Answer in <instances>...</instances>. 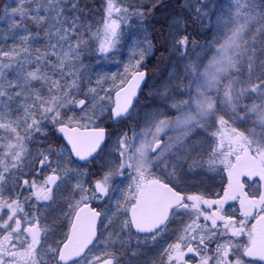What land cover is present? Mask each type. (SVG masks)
<instances>
[{"label":"snow or ice","instance_id":"6c2138e0","mask_svg":"<svg viewBox=\"0 0 264 264\" xmlns=\"http://www.w3.org/2000/svg\"><path fill=\"white\" fill-rule=\"evenodd\" d=\"M160 2L145 13L106 0L103 29L95 32L82 31L79 17L68 15L78 11V0H17L16 7L0 9L14 40L10 48H0V264H120L108 249L123 246L132 229L149 234L145 242L154 243L171 219L185 215L187 222L163 249L160 264H190L189 254L199 258L198 264L264 261V0H233L228 6L197 0L193 21L212 37L198 43L178 17L166 41L188 61L181 82L164 85L159 93L162 107L178 113L175 119L156 109L145 113L148 126L140 132L120 131L117 159L101 164L95 180L88 169L69 166L72 156L89 165L104 160L115 133L100 125L119 123L135 112L133 99L146 77L137 70L121 80L114 99L96 87L82 90L89 39L97 42L95 52L109 54L121 39L119 21L143 20ZM138 47L137 69L153 45ZM104 79L99 77L97 85ZM14 99L23 109L16 119L9 107ZM73 109L81 115H69ZM49 125L69 147L37 142L33 151L29 144L37 135L46 141ZM237 125L251 126L241 131ZM211 126L217 128L211 134L216 146L205 160L197 137ZM204 165L227 169L228 185L215 199L185 188L191 169ZM125 180L130 181L126 186ZM66 189H71L66 230L62 239L48 243L58 225L49 224L42 209L57 205ZM230 201L238 202V210L226 211ZM94 202L103 207L98 210ZM117 214L124 217L120 231L105 236L98 224L107 228ZM244 236L246 242H240ZM97 245L105 249L100 255L94 252Z\"/></svg>","mask_w":264,"mask_h":264},{"label":"rangeland","instance_id":"374dc122","mask_svg":"<svg viewBox=\"0 0 264 264\" xmlns=\"http://www.w3.org/2000/svg\"><path fill=\"white\" fill-rule=\"evenodd\" d=\"M156 0H118V6L122 7H129L132 5L134 8H138L140 6H146L148 4L154 3ZM70 2V0H69ZM233 0H212L213 5L216 4H223L225 6H228ZM5 5H8L9 8L16 7L17 6V0H6ZM4 5V6H5ZM79 11V7H78ZM69 12L68 15L71 17L73 15L78 16L79 20L82 24L85 23L82 20L81 15H79V12ZM3 15V13H2ZM1 15V16H2ZM179 16H176L175 14L168 15V18L170 19L167 21V33H164V43L166 46V52L168 51V58L166 60L167 67H166V74L164 76H159L157 78L153 77L150 79V86L147 89L145 101L143 103H140L139 106L136 109V131L140 132L142 128L147 127L148 125L145 124L144 117L145 113H151L154 112L156 109H160L161 111L165 112L167 114V117L170 119H175V117L178 115L177 112L171 109H166L162 107V100L159 96V93L161 91L162 86L168 85L169 88H172L174 85L181 82L183 79V66L185 63H187V60H180L178 58V55L175 54L172 49L171 45L166 44V41L169 37V33L174 31L173 25L176 23V19ZM181 18V17H179ZM144 26V25H143ZM140 24H136L133 27H129L123 30V33L121 35V41L125 42L124 49H121V54H111L113 50L110 52L111 55H107L102 59H98L95 61L94 64L89 65L85 61V56L83 59V64L85 66V71L81 72V88L82 90L87 89V87H96L98 91H100L101 95H111L113 97L115 91L121 86V80L127 81L129 77L137 70L135 66V61L138 59V55H134V53H137L139 51L138 46H142L146 42H150L153 45V49L151 52H146V57H150V55L153 54L155 51L154 44L149 40L148 36L146 35L144 27ZM27 27L30 31L35 32L36 28L32 23H27ZM86 28V26H85ZM82 30V29H81ZM85 29L83 28V31ZM19 31V30H18ZM12 32L9 31L8 28V21L6 19H0V48L8 49L12 46L14 43V40L12 39ZM205 35V34H202ZM213 35V32H208L205 41L209 40ZM203 38V39H204ZM201 42L200 44L205 43ZM36 46H42L36 45ZM197 53L200 55H206L207 53L203 49H196ZM145 57V58H146ZM191 59L195 60L196 56L190 57ZM127 69V71H125ZM99 77H105L103 82L100 85H97L96 81ZM10 79L14 78L12 76H9ZM33 87L39 88V84H34ZM107 90V91H104ZM80 98H84L83 96ZM177 99H187L186 96L184 97H177ZM248 103H251V101H248ZM9 107L12 110V119H16L23 115V109L21 108V102L18 100H13L9 103ZM6 111V110H5ZM137 113H139V116H137ZM75 114L77 117L81 115L80 111L78 109H73L72 112L69 113V115ZM163 118V117H160ZM110 120L105 121L103 124L108 123ZM140 121V123H138ZM102 125V124H101ZM251 125H237V127L240 128L241 131H244L245 128L250 127ZM50 125L48 126L49 130ZM217 132V128L215 126L208 127L206 129V132H202L200 136L197 137L199 141L202 142V146L205 152L204 157H207V152L216 146V140H214L211 136L212 133ZM23 134V133H21ZM169 135H174L173 132H169ZM117 137V136H115ZM37 137H34V139ZM115 141L116 138H113L111 142L109 143L108 148L106 149L105 158L104 160H99V163H105V161H114L117 159L115 156ZM63 146V145H62ZM61 147V146H60ZM58 147V148H60ZM34 151V149H33ZM108 153H112L109 155ZM198 158V157H197ZM191 161H189V164ZM69 166L73 168H79L75 165V163L70 159ZM185 171H188V168L185 167ZM192 175L186 179L185 181V187L188 188L190 184L192 186L200 187L201 184L207 183L209 178L206 176L200 177V175H195L194 168L191 169ZM124 186H126L130 181L125 180ZM199 181H205L198 183ZM211 183V179L208 182V184ZM71 192V191H70ZM69 197L71 194L68 195ZM53 210V209H50ZM114 210V209H113ZM66 211L63 210V208L58 209L57 212L53 211H47L45 216H47V222L51 224L53 221L56 222L58 225L55 232L51 234V242L53 243L54 239H62V232L66 230L63 225L65 223L63 222L65 219ZM64 218V219H62ZM124 217L121 214H117L116 216L112 217V223L107 224V221H105V224H107V228H104L102 226V232H104V235L107 236L109 232H119L121 229L122 221ZM132 231H130L127 235L124 236L123 239V246L120 245V243L115 244L114 247L108 249L110 251H114L116 255L120 258V264H159V260L161 257V253L163 249L167 246V244H160L157 245V240L153 242H143L138 241L136 246L140 250H132ZM146 247V249H144ZM144 249V250H142ZM103 245H98L95 249V254L100 255L104 251ZM135 253V255H133Z\"/></svg>","mask_w":264,"mask_h":264},{"label":"trees","instance_id":"16d2710c","mask_svg":"<svg viewBox=\"0 0 264 264\" xmlns=\"http://www.w3.org/2000/svg\"><path fill=\"white\" fill-rule=\"evenodd\" d=\"M6 3V0H0V9L4 7ZM114 3L117 5L118 0H114ZM156 3V1L154 2ZM154 3L148 4L146 6H140L138 8H134L132 5L126 8H129L130 11L132 10H140L144 11L145 13L148 12L149 7H151ZM187 5V7H186ZM118 6V5H117ZM200 5L197 4V0H161L160 3L156 4V7L152 10L151 15H146L143 20L139 19L136 16H130L128 18V22L125 23L124 21H119L121 27L118 29L120 36L123 33V30L126 28H129L130 26L133 27L136 24H140L144 27L146 35L148 36L149 40L154 44L155 51L153 52L150 57H146L145 60L141 63V68H146L151 73V78H157L159 76H164L166 74V67L167 63L166 60L168 58V51L166 52V46L164 43V33H167V21L170 19L168 18V15L175 14L176 16L181 17L188 25V32L192 34V39L197 41L198 43L204 42L207 36V33L209 32L207 27L205 25H201L198 23H194L193 18L195 17V12L193 11V8L199 7ZM78 7H79V15H81L82 20L85 23L84 29H88L91 32H95L98 29L102 30L104 21L106 19V0H78ZM119 7V6H118ZM2 15V11H0V16ZM117 17L114 15L113 19H116ZM84 25V24H83ZM83 31V29H82ZM205 34V35H202ZM86 39H89L88 36L85 37ZM204 38V39H203ZM97 47V42L93 39H89V48L92 50H86L85 51V61L87 64L92 65L95 63L96 60L102 59L105 56L109 57V55L118 54L120 55L121 49H124L125 42L123 43L120 39L119 44L117 47L113 50V52L110 54H106L104 56H101L99 53L95 52V48ZM197 52V51H196ZM190 57H193L194 54L192 52L189 53ZM186 83V81H185ZM150 86V80L148 81L144 92L141 95V98L139 101L144 102L147 89ZM82 97V96H81ZM80 98V97H79ZM130 117L122 122L115 123L113 121L108 122V127L111 128L113 126H119L123 125L124 128H122L121 131H129V128L133 125L131 120H129ZM49 135L48 139L46 141L43 140L42 137L37 135L33 140V149L37 147V142H40L41 144H52L54 147L58 148L62 145H64L63 138L58 132H55L53 134V129L51 126L49 127ZM129 134L131 135V132L129 131Z\"/></svg>","mask_w":264,"mask_h":264},{"label":"flooded vegetation","instance_id":"af4514ba","mask_svg":"<svg viewBox=\"0 0 264 264\" xmlns=\"http://www.w3.org/2000/svg\"><path fill=\"white\" fill-rule=\"evenodd\" d=\"M64 146V145H63ZM29 147L31 149H33V142L29 144ZM65 147V146H64ZM72 161H74L75 165L79 168H86L89 170L90 173H93L95 175H91V179L95 180L97 178H99V173L102 171L101 167H100V163L97 161H94L92 165L89 164H80L77 161H75L74 159H72ZM104 163V162H103ZM102 163V164H103ZM208 174V182L211 179V183L208 184L207 183H203L201 184L200 187H196V186H192L190 187L189 193L191 192H200V193H204L209 199H215L216 198V194H220L222 195L223 190L227 187L228 185V173H227V169L222 165L220 167H218L215 170H210V171H206ZM161 175V173H157V176ZM126 181H124L125 184ZM198 182V181H197ZM201 182H205V181H199L198 183ZM246 188H247V183H246ZM71 189H66L59 201V203L57 205H53L51 208L48 209H42L43 214H46V212L49 211H53V212H57V210L60 208H63L64 211H68L67 207H66V200L69 198V194H71ZM93 207H96L98 210L100 208L103 207L102 203H97L94 202ZM226 211H232L233 209L238 210L239 208V204L237 201H230L228 205L225 206ZM53 209V210H50ZM237 215H238V211H237ZM64 219V218H62ZM187 216H177L174 217L173 219H171L167 225L166 230L161 234L160 237L157 238V245L160 244H167V243H173L175 241L176 236L179 234V229L182 227V224L184 222H187ZM44 221H42L43 223ZM66 224V217L63 221ZM132 231V250H140L137 248L136 244L138 241H143L145 242V237L146 235H142V234H137L133 229ZM102 232V230H101ZM62 237V236H61ZM53 237H51V234L48 236V243L51 242V239ZM57 239H54V241H56ZM238 240L240 242H246L247 237H240L238 238ZM98 246V245H97ZM212 247H214V245H212ZM97 248V247H96ZM146 249V247L144 248ZM142 249V250H144ZM95 251V249H94ZM141 251V250H140ZM187 259H189L190 264H198V257H195L192 254H189L187 257ZM251 261V264H264V261H260L259 258H248ZM159 264H160V260H159Z\"/></svg>","mask_w":264,"mask_h":264},{"label":"water","instance_id":"95a60500","mask_svg":"<svg viewBox=\"0 0 264 264\" xmlns=\"http://www.w3.org/2000/svg\"><path fill=\"white\" fill-rule=\"evenodd\" d=\"M140 71H144V72H146V77H145V80L141 83V85H140V88H139V90L137 91V96L133 99V106H134V104H135V102L137 101V99L139 98V96H140V94H141V92H142V90H143V87H144V84H145V82H146V80H147V78H148V71L147 70H140ZM126 86V85H125ZM114 98H115V95H114ZM106 129V128H105ZM106 131H107V129H106ZM62 137H63V135L62 134H60ZM63 139H64V141L66 142V144H67V140L63 137ZM67 146H68V144H67ZM69 147V146H68ZM74 157V156H73ZM75 158V157H74ZM76 159V158H75ZM80 162H83V163H85L84 161H80ZM98 226H99V224H98Z\"/></svg>","mask_w":264,"mask_h":264}]
</instances>
